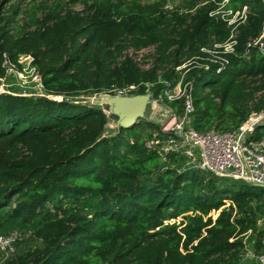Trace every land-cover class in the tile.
<instances>
[{
  "label": "trees",
  "instance_id": "trees-1",
  "mask_svg": "<svg viewBox=\"0 0 264 264\" xmlns=\"http://www.w3.org/2000/svg\"><path fill=\"white\" fill-rule=\"evenodd\" d=\"M27 1L0 0V78L4 58L31 55L45 92L62 99L0 95V234L20 236L0 264H238L250 236L264 240V187L185 168L175 155L161 166L145 146L167 138L159 125L114 123L106 134V111L75 97L136 85L133 95L156 99L164 81L179 78L176 67L233 35L222 64L201 61L208 68H190L184 82L198 133L235 131L264 113V53L255 44L264 0H228L232 12L247 7L233 32L209 16L224 0L172 10L168 0H87L81 10L75 0ZM148 48L144 70L127 52ZM163 103L182 111L181 101ZM258 124L248 140L264 137V117Z\"/></svg>",
  "mask_w": 264,
  "mask_h": 264
},
{
  "label": "built area",
  "instance_id": "built-area-1",
  "mask_svg": "<svg viewBox=\"0 0 264 264\" xmlns=\"http://www.w3.org/2000/svg\"><path fill=\"white\" fill-rule=\"evenodd\" d=\"M228 0L217 4V8L209 13V16L218 17L232 27L243 21L246 17L247 7L241 11L232 12L226 9ZM235 41L233 35L224 44H213L212 48H202L201 52L207 54L205 58L193 56L175 68L180 73L179 78L170 82H163L164 90L153 99L155 103H173L181 101V113H177L169 108V118L159 125V132L166 134L167 138L162 140L153 137L145 143V146L152 151H156L165 162L167 156L175 155L181 157L185 164L195 165L196 169L208 172L219 178L253 183L264 187V137L259 141L248 140L256 124L264 117V113L252 114L235 131L220 133L209 130L205 133H198L191 124L190 115L193 112V105L190 95V83L184 82V75L194 67L207 69L209 63L222 64L224 58L220 54H230L233 52ZM148 49L134 51L139 53L137 58H133L141 69L150 67V60L142 53ZM128 50V51H129ZM153 50V49H152ZM31 55L21 56L17 63H11L4 58V76L0 78V95L22 96L32 98H48L59 101L61 96H54L45 92L42 79L33 66ZM15 87L16 89H14ZM136 85H126L124 87H112L105 94L115 97L134 96ZM108 114V112H107ZM249 132V136L244 141H240L241 135ZM20 236L17 232L8 235L0 234V255L8 259L16 252V243ZM259 264H264V254L258 255ZM5 260V259H4Z\"/></svg>",
  "mask_w": 264,
  "mask_h": 264
},
{
  "label": "rangeland",
  "instance_id": "rangeland-1",
  "mask_svg": "<svg viewBox=\"0 0 264 264\" xmlns=\"http://www.w3.org/2000/svg\"><path fill=\"white\" fill-rule=\"evenodd\" d=\"M32 1H34L33 5L37 6L40 4H47L50 5L51 3H57V2H65V3H70L73 0H28L27 1V5H30L32 3ZM83 1H87V0H75L74 4L70 3L73 8L75 10H81L83 8ZM153 1V0H151ZM184 0H168L167 2V6L166 9L172 10L173 8H175L176 6L181 5ZM150 2V1H149ZM153 53L152 49L146 50L145 52L142 53V60H144V56L145 55H151ZM128 54L131 55L133 58H137L139 53H136L134 51L129 50ZM146 56V58H147ZM14 89H16L15 87H13ZM75 99L80 100L82 102L88 103V104H93L99 108H102L103 110L106 111V113L108 112V106L103 105L98 103L99 101H101V96H99L98 94H89V95H80V96H76ZM169 108H167L164 104L161 103H155L153 101V99H151V101L149 102V109H148V116L145 118V120H147L148 122L152 123V124H156V125H160L161 123H164L165 121L168 120L169 118ZM110 121L108 123V127L106 130V134H111L113 132V124L116 123L115 120L111 119L109 117ZM182 165H184L185 168H195L196 166L193 164L187 165L185 164V162H181ZM230 181L228 180H224L221 184L223 186L226 185V183H228ZM214 217H216V214H213ZM24 239H27V235H24ZM28 242H22L21 245H19L17 247V251L18 250H22L24 248L27 247ZM31 245V243H30ZM4 258L3 256L0 255V263L1 261H3Z\"/></svg>",
  "mask_w": 264,
  "mask_h": 264
},
{
  "label": "water",
  "instance_id": "water-1",
  "mask_svg": "<svg viewBox=\"0 0 264 264\" xmlns=\"http://www.w3.org/2000/svg\"><path fill=\"white\" fill-rule=\"evenodd\" d=\"M255 44L264 53V25L262 34ZM101 98L98 103L108 106V117L115 120L116 124L122 128H131L148 116L149 102L152 99V95L146 93L130 97H115L103 94ZM258 125L256 124L254 128ZM248 136L249 132L241 135L240 141H244ZM163 165L164 162H162L161 166ZM248 184L258 186L253 183Z\"/></svg>",
  "mask_w": 264,
  "mask_h": 264
},
{
  "label": "crops",
  "instance_id": "crops-1",
  "mask_svg": "<svg viewBox=\"0 0 264 264\" xmlns=\"http://www.w3.org/2000/svg\"><path fill=\"white\" fill-rule=\"evenodd\" d=\"M258 233L264 234V214L260 217L257 224ZM251 234H248L245 239H247ZM256 239H261L260 236L255 235V237L250 236L249 241L245 245V253L238 264H259L257 256L264 254V240L261 239V244L255 245Z\"/></svg>",
  "mask_w": 264,
  "mask_h": 264
}]
</instances>
